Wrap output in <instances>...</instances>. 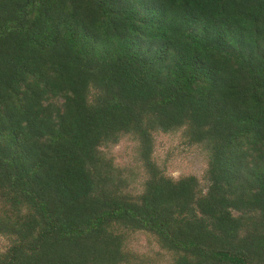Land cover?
I'll use <instances>...</instances> for the list:
<instances>
[{
    "label": "trees",
    "instance_id": "16d2710c",
    "mask_svg": "<svg viewBox=\"0 0 264 264\" xmlns=\"http://www.w3.org/2000/svg\"><path fill=\"white\" fill-rule=\"evenodd\" d=\"M180 127L205 190L151 159ZM126 134L137 195L99 150ZM123 230L171 264H264V0H0V264H124Z\"/></svg>",
    "mask_w": 264,
    "mask_h": 264
},
{
    "label": "rangeland",
    "instance_id": "374dc122",
    "mask_svg": "<svg viewBox=\"0 0 264 264\" xmlns=\"http://www.w3.org/2000/svg\"><path fill=\"white\" fill-rule=\"evenodd\" d=\"M153 137L152 161L165 174L173 179L194 175L200 186L206 189L205 172L209 149L203 142H189L183 127L162 132L155 131ZM137 140L131 135H122L116 143H106L99 150L105 159L114 166L133 173L134 180L125 189L133 195L142 191V183L147 172L137 155ZM124 247L131 258L124 264H171L174 254L162 248L154 235L145 231L123 230ZM12 243V237L0 234V253L6 251Z\"/></svg>",
    "mask_w": 264,
    "mask_h": 264
}]
</instances>
